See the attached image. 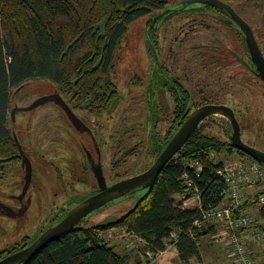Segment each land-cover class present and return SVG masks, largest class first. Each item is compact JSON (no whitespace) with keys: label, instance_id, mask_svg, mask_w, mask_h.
I'll use <instances>...</instances> for the list:
<instances>
[{"label":"trees","instance_id":"trees-1","mask_svg":"<svg viewBox=\"0 0 264 264\" xmlns=\"http://www.w3.org/2000/svg\"><path fill=\"white\" fill-rule=\"evenodd\" d=\"M167 4V0H0V165L19 159L9 127L10 98L17 88L30 81L46 80L59 85L73 84L78 94L88 95L86 98H109L114 93L105 79L104 61L113 57L114 48L131 23L165 9ZM196 6L192 4L183 12L193 15L213 7L203 3ZM239 32L235 33L240 36ZM225 146L235 148L230 140L204 133L200 124L163 167L134 211L116 220L89 226L79 224L24 264H127V257L104 239L106 231L119 227L139 235L155 249L163 248L164 240L176 231L180 235L176 244L180 258H199V238L214 233L219 225L194 228L192 234L185 231L202 208L221 200L224 182L216 175L219 165L208 154ZM154 148L157 152L158 147ZM195 160L202 163L199 178L195 177V168L188 166ZM184 173L198 186L200 206L183 205V200L192 196L191 187L182 178ZM176 195L184 198L176 199ZM253 207L260 210V218L255 222L260 226L264 204L245 205Z\"/></svg>","mask_w":264,"mask_h":264},{"label":"flooded vegetation","instance_id":"flooded-vegetation-1","mask_svg":"<svg viewBox=\"0 0 264 264\" xmlns=\"http://www.w3.org/2000/svg\"><path fill=\"white\" fill-rule=\"evenodd\" d=\"M199 3L180 2L176 13L166 11V5L165 9L148 16L150 19L152 16V24L147 25L150 63L145 73L141 71L133 74V79L136 82L145 80L143 86L137 84L134 86L137 89L134 92H130L129 88L126 93H121L119 90L117 83L120 80L123 84V73H120V69L115 67L118 63L114 58L115 50L112 52L113 57L104 61L106 63L105 79L111 87L113 86L114 93L111 96L108 95L109 98H94L93 95L86 98L88 95L78 94L74 90L75 85L73 84L45 83L22 91L20 96L22 101L29 102L18 103L19 107H25L40 97L46 98L21 121L18 119L15 123L10 121V127H12L13 134L16 133L18 137L24 156L31 160L33 167V160L36 161L39 181L46 184L43 198L58 202L56 203L58 205L55 207L54 216L48 219L47 227L40 228V232L34 238L24 239L21 243L1 251L0 259L32 243L44 230L65 216L73 206L98 192L100 190L97 176L99 170H101L106 184L110 185L147 169L156 158L155 155H158L162 150L160 147L167 144L187 115L198 106L209 103L203 101L202 104H197L192 91L186 84V78L180 73L172 74L170 72L163 61L158 35L161 27L175 15L185 16L184 9L192 4L200 5ZM209 9L199 10L193 15L209 14L215 21L229 27L232 31L235 29L236 32L239 30L242 32L240 35L243 40L240 45L241 49L239 51L229 50V56L243 66L240 70L244 76H252L258 84L264 87V37L260 38L264 34V30L256 32L251 28L261 51V58L256 52L250 50L246 32L241 29L229 9L219 5H213ZM162 16L163 18H160ZM154 42L159 46L161 59L160 52ZM54 94L59 95L61 99H56ZM100 95L105 96L103 92ZM127 98L133 102L138 100L144 102L145 115L142 120H126L125 124L122 123V119L126 118V115L121 116V109L123 101ZM250 104V101L245 102L247 116H245L246 114L243 116L244 130L240 125L241 137L247 144L264 150V136H259L262 129L264 130V102L261 103V106L256 107ZM232 108L237 115L236 109ZM9 117H11V111H9ZM162 124L166 125L163 132L160 130ZM228 129L230 133L229 122ZM243 132L245 135L249 132L251 137L243 138ZM38 140H43L39 149L35 145ZM123 140L125 141L124 146H122ZM155 146L158 147L157 152L154 150ZM17 152L19 159L13 168L16 169L15 173L22 170L21 193L25 170L22 166L23 155H21L19 147ZM139 156L138 167L136 164H132L130 168L133 171L123 176L121 173L122 162ZM6 170L8 169L0 167V185ZM111 171L116 176L113 180L107 175ZM28 190L24 196L20 197V193L6 195L1 189L0 214L9 217L20 216L17 214L18 211L25 207V211L21 214L23 215L31 202V197L27 195ZM125 197L127 200L124 202H128L129 197H133V195L129 194ZM129 204L131 202L127 206Z\"/></svg>","mask_w":264,"mask_h":264},{"label":"rangeland","instance_id":"rangeland-1","mask_svg":"<svg viewBox=\"0 0 264 264\" xmlns=\"http://www.w3.org/2000/svg\"><path fill=\"white\" fill-rule=\"evenodd\" d=\"M167 1L166 11L176 13V8L180 5L179 3L185 0ZM219 1L232 6L254 31L264 30V0ZM194 6L197 7L196 5ZM151 19L143 17L131 23L114 51V58L118 61L115 67L120 69V73H123V84L120 80L117 83L121 93H126L127 88L130 89V92H134L137 90L134 87L136 84L143 86L145 83V80L136 82L133 79V74L141 71L145 73L149 67L150 56L147 25L150 26L152 24ZM235 32V29L232 31L229 27L215 21L209 14H196L181 17L175 15L174 18L161 27L158 35L163 53V61L172 74L180 73L181 76L186 78V84L192 91L197 104L200 105L203 101H208L209 103H224L234 107L237 111V119L240 122L242 130H244L243 116L246 114L245 110L247 108L244 107L245 102L250 101V105H254L253 107L261 106V103L264 102V87L258 84L252 76H244L240 70L243 66L238 61L230 58L229 50L239 51L242 44L240 36ZM263 37L264 34L260 38L262 39ZM155 46L158 48V52H160L157 43H155ZM159 56L161 59V52ZM45 83L51 82L34 80L26 84L18 93H12L10 98L11 105L16 102L28 103L29 101H22L20 97L22 91ZM29 112H19L17 114L18 121H21ZM124 114L126 118L122 119L123 124H125L126 120H142L145 115L144 102H141V100L133 102L127 98L123 101L121 109V116ZM200 124L201 130L204 133L217 136L221 140H229L228 120L224 117L210 116L205 118ZM164 127H166L165 124L160 126L162 132ZM262 135L264 136L263 129L259 136L261 137ZM242 136L246 139L251 137L249 132L246 135L243 132ZM42 141L38 140L35 143L36 148H40ZM124 144L125 141L123 140L122 146ZM229 147H222L219 151H215L214 155L210 156L214 159L215 164L217 161L219 163L229 162L245 157L237 149ZM139 158L140 156L132 157L122 162L121 173L123 176L133 171L130 168L132 164H136V167H138L140 163ZM258 163L264 167V164ZM16 164V161H12L0 165L1 169H8L5 171L0 185V190L2 189V192L6 193V195H17L21 190L22 170L15 173L16 169L13 167ZM33 164V176L27 194L28 197H31L28 209L20 216L9 217L0 214V252L21 243L24 239L34 238L40 232V228L47 227L48 219L54 216V210L58 202H52L49 199L45 200L43 198L46 184L43 181H39L35 160H33ZM107 175L111 180L116 177L112 171L108 172ZM143 192L144 190L136 192L134 197L141 196ZM126 200V197H120L111 201L110 205L116 204L99 211L93 216H88L80 224L82 226H89L103 220H113L119 217L118 215L121 212L129 208L127 204L130 201L124 202ZM195 203V200H192L190 205ZM260 226L264 230V219L260 220ZM204 228L208 229L209 226H205ZM114 231L109 241H106L104 238L106 242L114 246L123 247L124 249L130 246L133 248L142 247L139 245L136 236L123 235L127 231L122 227L115 228ZM221 243L222 241L218 237H212L211 234L202 235L200 244L203 248L200 264L228 263V258L230 257H227L228 252H226L224 245Z\"/></svg>","mask_w":264,"mask_h":264},{"label":"water","instance_id":"water-1","mask_svg":"<svg viewBox=\"0 0 264 264\" xmlns=\"http://www.w3.org/2000/svg\"><path fill=\"white\" fill-rule=\"evenodd\" d=\"M182 2H200L203 4L219 5L221 7L229 9V11L232 13L233 18L240 24L241 29L246 32V38L251 48L250 50L256 52V54L262 58L261 51L254 37L251 26L236 12V10L232 6L219 0H185ZM30 82L23 84L14 92L18 93L26 84H29ZM53 96L56 99H61V97H59V95L57 94H54ZM44 98L46 97H40L25 107L17 106L18 102L11 105V117H9L10 121L15 123V121H17V112L32 111L35 107L44 102ZM210 116H221L228 120L231 126V132L229 133V140L231 144H233L236 149L244 152L254 160H257L258 162L264 164V150L251 146L242 139L240 123L235 115V111L233 110V108L224 103H205L198 106L187 115L185 120L181 123L180 127L175 131L167 144L162 148L160 153L156 156L152 164L147 169L140 173L122 178L121 180H118L110 185L106 184L102 172L101 170H99L97 172L100 183V190L98 192L85 198L84 200L73 206L65 214V216H63L52 226L44 230L32 243L16 252H13L1 258L0 264H24L25 262L36 256L47 244L56 240L72 228L76 227L79 222H81L88 216H93L99 211L116 204L114 203L110 205L111 201L132 194L133 197H129V201L131 202V204L128 205L129 208L122 212L117 218H123L130 214L132 211H134L140 200L150 191L163 167L185 145V143L199 126V124L205 118ZM10 129L12 130V127H10ZM13 137L15 139L17 147H19L20 149L21 155H23L22 166L24 167L25 171L24 184L20 193V197H22L25 195L31 184L33 176V166L31 160L28 157L24 156L21 144L16 133L13 134ZM142 190H144V192L141 196L134 197L136 192ZM25 209L26 208L24 207L23 209L18 211L17 214L21 215L25 211ZM117 218L113 220H116Z\"/></svg>","mask_w":264,"mask_h":264},{"label":"built area","instance_id":"built-area-1","mask_svg":"<svg viewBox=\"0 0 264 264\" xmlns=\"http://www.w3.org/2000/svg\"><path fill=\"white\" fill-rule=\"evenodd\" d=\"M214 152H209L208 156L214 155ZM220 163L216 162L219 165L216 175L224 182L221 200L216 205L202 208L185 233L192 234L194 228L218 224L219 229L212 237H218L224 242L233 264H264V231L255 224L260 218V210L258 207L245 208L246 203L264 204V167L247 156ZM188 166L195 168V177L199 178L202 170L201 161L195 160ZM182 178L186 180L187 186L191 187V197L197 199L200 206V192L194 179L187 173H184ZM178 197L184 198L180 195ZM113 232L114 229H111L104 233L106 241L112 238ZM123 235L136 236L141 248L146 247L143 252L145 253L143 264L157 263L170 248L176 247L180 238L179 233L173 231L170 238L164 240V247L155 249L139 235L128 231ZM255 245H259V250L254 249Z\"/></svg>","mask_w":264,"mask_h":264},{"label":"crops","instance_id":"crops-1","mask_svg":"<svg viewBox=\"0 0 264 264\" xmlns=\"http://www.w3.org/2000/svg\"><path fill=\"white\" fill-rule=\"evenodd\" d=\"M175 198L180 199L177 195L175 196ZM192 200H195L196 203L190 205ZM183 205L184 206H198V200L194 199L193 197L188 198V199H184ZM212 234H211V236H212ZM200 240H201V237L198 240V249H199V253H200L199 258L193 256V257L188 258L187 261H184L180 258L179 251H178L177 247H172L168 250V252L163 256V258L161 260H159L157 263H154V264H200L201 263V260H200L201 259V252H202V248H203L202 245L200 244ZM217 242H220V241H217ZM221 244L224 245V249L226 250V252H228L224 242H222ZM112 246H114V245H112ZM145 248L146 247L133 248L132 246H130L127 249H124L123 247L114 246V249L116 250V252H118L120 255L127 257V264H143L144 260H145L144 259L145 253H141V252H144ZM259 248H260L259 245L254 246V249H256V250H259ZM227 257H228V255H227ZM223 259H225V258H223ZM226 264H232V261L230 258H228V263H226Z\"/></svg>","mask_w":264,"mask_h":264}]
</instances>
